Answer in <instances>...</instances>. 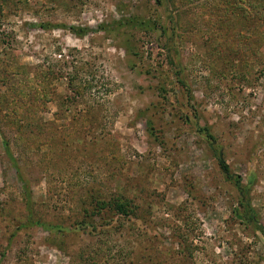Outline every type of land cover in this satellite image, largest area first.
I'll use <instances>...</instances> for the list:
<instances>
[{
	"label": "rangeland",
	"instance_id": "obj_1",
	"mask_svg": "<svg viewBox=\"0 0 264 264\" xmlns=\"http://www.w3.org/2000/svg\"><path fill=\"white\" fill-rule=\"evenodd\" d=\"M0 264H264V0H0Z\"/></svg>",
	"mask_w": 264,
	"mask_h": 264
},
{
	"label": "trees",
	"instance_id": "obj_2",
	"mask_svg": "<svg viewBox=\"0 0 264 264\" xmlns=\"http://www.w3.org/2000/svg\"><path fill=\"white\" fill-rule=\"evenodd\" d=\"M70 30H72L73 32L77 31L75 28H70ZM84 32H85V30H80L79 34H83ZM218 162H219V166H220L221 170L225 173V175H227L229 177L230 176V172L228 170V167H227L226 163L223 161L222 158H219ZM126 207L127 206L124 203H119L118 204L119 210L123 211V214H125V215L129 213V212H127V208Z\"/></svg>",
	"mask_w": 264,
	"mask_h": 264
}]
</instances>
